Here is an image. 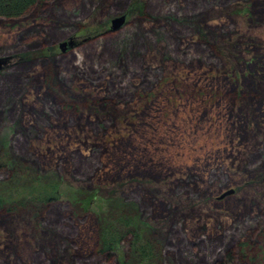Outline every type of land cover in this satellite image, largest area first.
I'll list each match as a JSON object with an SVG mask.
<instances>
[{"label":"rangeland","instance_id":"374dc122","mask_svg":"<svg viewBox=\"0 0 264 264\" xmlns=\"http://www.w3.org/2000/svg\"><path fill=\"white\" fill-rule=\"evenodd\" d=\"M121 1L47 0L23 17H0V57L14 56L0 70V79L10 77L13 83L0 100V157L6 167L0 172V201L17 209L0 211V264H32L38 253L44 263L54 264L51 253L63 255L49 244L58 240L59 228L47 222L45 202L34 189L51 182L59 187L58 210L75 230L68 253L81 259L96 254L109 227L123 238L116 264H200L204 255L208 261L209 252L226 246H209L197 258L201 250L195 243L215 241L222 231L250 222L248 255L235 264H252V258L264 264V228L256 229L264 217V163L253 175L243 170L264 147V97L255 108L245 98L264 95V76L258 90L250 87L257 58L264 63V21L252 18V9L264 0L212 4L204 14L186 9L189 0H165L155 9L167 10L154 17L151 11L141 14L140 7L155 0ZM123 14L126 23L112 35L111 21ZM138 30L147 43L135 47L141 56L124 76L116 70L119 41ZM159 30L171 36L176 54ZM73 36L79 44L63 52L59 44ZM200 42L216 59L193 56ZM45 47L53 54L44 57ZM165 51L173 59L162 58ZM26 58L31 62L19 66ZM72 63L70 81L61 84L60 71ZM146 65L155 69L153 75L132 77ZM125 78L131 95L120 101L110 91L114 80ZM148 78L152 81L144 84ZM109 95L116 108L110 102L108 109L103 106ZM243 104L249 135L234 139ZM89 158L96 159L94 169L80 175L75 162L85 166ZM228 189L234 192L219 198ZM180 253L188 260H179ZM59 263L70 264L67 252Z\"/></svg>","mask_w":264,"mask_h":264},{"label":"trees","instance_id":"16d2710c","mask_svg":"<svg viewBox=\"0 0 264 264\" xmlns=\"http://www.w3.org/2000/svg\"><path fill=\"white\" fill-rule=\"evenodd\" d=\"M44 1H47V0H0V17L6 18V19H15V18L23 17V16L29 14L33 9L38 7L39 4L41 5V2H44ZM155 1L156 2L153 4H152V2L147 3V4L144 2L142 4V7H140L141 9H143L141 14H146V13L149 14V12H147V11H151L150 16L154 17V16L159 15V12L167 10V9L161 10L159 8L155 9L156 5H159V7H162V5H164L166 3L165 0H155ZM229 1L230 0H189V1H186V3L189 4L188 7H186V9H188L190 11L200 9V11L204 14L207 11H211L210 9H211V7H213L212 4H215V5L216 4H226ZM122 3H125V0H122L121 4ZM256 3H257L256 7H253V9H252V18H254L256 20L258 19L259 21H264V6H262L258 2H256ZM87 5H90V0H87ZM148 7H149V10H148ZM237 12H239V10H237ZM197 17L198 16H196V18ZM191 21H194V20L191 19ZM170 27L172 28V25H170ZM177 28H179V32H183V31H181L182 30L181 28H183V27L178 26ZM121 29L111 31V32H113L112 35H115ZM38 30H40V29H38ZM173 30H174V28H173ZM44 31H45V29H42L39 33L43 34ZM140 31L141 30H138L136 32V34L135 33L129 34L128 32H126L127 34L125 33L123 39H120V41H119V42H122V46L118 52V56H117V67L118 68H116V70L124 71V76H128V74L130 73L129 69H128L129 63H131V61L133 59H138V57L141 56L140 51L135 48L138 45H140V43L143 40V39L141 40ZM185 31H186V29H185ZM30 33L31 34L36 33V31L32 30V31H30ZM107 33L109 34V32H107ZM158 34L160 35V39H163V43L166 42V44H169V47H168L169 51L173 54H176L177 53L176 45L173 44L175 42H169V40H170L169 38H171V36L168 33H165L164 30H162V31L159 30ZM45 35L48 38L53 37V33H50V32H45ZM144 36H145V34L142 35V37H144ZM202 36L207 37L206 34H202ZM90 40H91V38H90ZM112 40H114V39H112ZM203 41H205V40H203ZM113 42H115V41H113ZM144 43H147L145 41V39L143 40V45H145ZM33 45H31V46H33ZM151 45L152 44L149 41L148 46H151ZM164 45H165V43H164ZM193 47L194 46H192V48ZM208 47L209 46H207L206 43L200 42L195 47V49H196V50H194L195 55H193V56L199 55L200 58H202L204 60H208V59L212 60V58L216 59V57L214 55H210V51H209L210 48H208ZM108 49L110 51L115 50L114 48H111L110 45H109ZM153 49L155 51L159 52L157 48H153ZM132 51H134V52H132ZM192 53H193V49H192ZM196 53H199V54H196ZM48 54L51 55V54H53V52L50 51L47 47H45V53L43 56L44 57L49 56ZM161 54H162V58H166L167 56L168 57L170 56V58L173 59V56L170 55L169 52H167V51H165L164 54L162 52H160V55ZM158 55H159V53H158ZM158 55L156 54V57ZM63 58H64L63 61H65V59L67 57H63ZM219 59H220V57H219ZM30 60L31 59H29V58L23 59V62H21V64H19V66L20 65H23V66L28 65L29 62H31ZM59 60L57 61V63L59 62ZM257 60H259V61H257L258 65H256L257 73H255L254 77H250L252 80L250 82V87L253 89H256L258 87V84L260 82L259 80L264 76V63H260L261 59H259V58H257ZM143 61H144V58H143ZM250 61L252 62L253 60H250ZM15 67H17V66H15ZM15 67H13V68H15ZM59 67H61V65ZM59 67L57 66L58 71H59V69H58ZM68 67L69 68H64L65 70L60 71V74H62V72H63L61 84H64V85H65V83L67 84V82L70 81L71 77H70L69 69L71 70V68L74 67L73 63L70 64ZM86 67L84 69H81L80 67H77V68L79 70H81L82 72H86V71L88 72V70L91 68L87 69ZM94 67H95V71H97L98 65H94ZM75 68H76V66H75ZM154 70L155 69L151 68L150 65L149 66L146 65V66H141V67L136 68L135 71H133L131 74H132V77H134V78H136V76L140 77V75H141V78L143 77V79H144L146 72H151ZM95 71H92V72L95 73ZM14 72H17V71L14 70ZM112 73L114 74V76H116L115 71H112ZM13 74H14V76H11V77L16 76L15 73H13ZM151 74L153 75L154 73L151 72ZM11 79L12 78H10V77H8V79L6 77L0 79V100L5 99V97H4L5 94H3V93H7L9 91H12V85L11 84H13V83L10 84V82H9V80H11ZM148 79H146L144 81V84H149L150 81H152V78H148ZM123 80H126V81H123ZM123 80H119V79L114 80L112 82V86L114 88H112L110 91L111 94H114V98L117 97V99H119L120 101H123L124 97H126L128 94L131 95V92L129 91V87L132 86L131 81H127V78H125ZM6 81L9 82V84H6L7 83ZM3 84H5V85H3ZM167 84H170V81H167V82L165 81V85H167ZM1 86H3V87L1 88ZM167 87H169V85ZM258 88H257V90H258ZM16 91L18 92V89H16ZM198 94L202 96V92H199ZM151 96H152V94H151ZM246 97H248V99L252 102L251 105L254 106V108H255V107H257V105H260V103H261L260 100L262 97H264V95H260V93L257 92V93H250V95L245 96V98ZM114 98L112 97V95H109V97H107V98H103L102 99L103 106H106V108L108 109L107 106L109 105V102L112 104V106L116 105ZM113 107L116 108V106H113ZM244 108H247V106L245 104H243V109H242L241 115L238 116V122H237L236 126H234L235 127L234 128L235 131H233L234 139L236 138V139H242L243 140V139H245V136L247 133H248L247 137L249 135L248 127L246 124L247 112H245ZM257 114H259L258 110H257ZM261 149H262V147H261ZM19 150H21V148H19ZM79 162H80L79 159L77 162H75L76 163L75 171L82 172V173H80V175H83V174L86 175V173H88L92 169H94V165L96 164V159L89 158L88 160H84L85 163L91 162L85 166L79 164ZM259 162L264 163V147H263L261 153H258V151H257L253 155L250 156V159H248V161H247L248 165L246 163L243 164V166H244L243 170L246 171V173L248 175H253L256 172L254 170V169H256L255 167L259 166L258 165ZM249 167H250V169H249ZM5 169H6V167H5V163H4V158L0 157V172L4 171ZM85 171H86V173H85ZM220 172L224 175L226 171H225V169H218L217 173H220ZM191 174H193V173H191ZM9 177H11V175ZM34 189L37 190V192H40V194L37 193L36 198H40V199L43 198V200L45 202L46 210H48L47 214H46L47 215L46 216L47 222L50 225L59 228V229H57L59 231V233L57 234L58 240L55 242V240L53 239L54 241L52 240L53 242L51 241V243L49 242V244L54 245V250H56V247H57V251H55V252L63 253V255L57 256L56 254L51 253L52 256H51L49 262L52 261L54 264H60L59 262L62 261V259L66 257V252H67V254L70 258V264H116V262H114L115 256H116L115 254L118 252L119 244H120L121 240L123 239L120 236L119 231L111 230V228L106 227L105 232L103 231V235H100L99 247L97 249L96 254H94L90 258L81 259V257L79 258V256L74 254V253L70 254V253H68V248H69L70 243H72V236H73L75 230H74V227H72V226L70 227L71 224L66 223L67 218L65 216H63L62 213L58 210L59 209L57 207L59 204L58 201L61 200L59 197V195H60L59 187L56 185L55 182L54 183L51 182L50 184H48V185L45 184L43 186H40L37 183L34 185ZM39 190H43L44 192L39 191ZM0 199H2V198H0ZM37 200H39V199H37ZM4 205L5 204H3L2 201H0V206H1L0 211L2 213L11 214V213H15L17 211V209L15 207H7L6 208ZM47 206H49V207H47ZM256 225H257L256 229L258 228L259 230L260 229L262 230L264 228V217H263V220L258 219L256 221ZM250 229H251V223L250 222H247V223L241 222L238 226L233 227L231 230L229 229L228 231H222L219 234V237H217V239H214L215 241L207 242V240H204V243H202V242L195 243L196 245L194 247L199 248L201 250V252L199 251L198 255L195 257H197V258L200 257L203 250H204V252H206L207 248L209 246L210 247H213L215 245L217 246V244L219 242H221L222 245H225L226 247L224 249L220 250L219 253L217 251L214 255H213V252H209L211 259H209L208 261H206V259H205V257L207 258V256L204 255L205 257H202V262L200 264H235L237 262V257H245L246 258L247 257L246 255H248V250H249L248 245L250 243L249 238H252L251 234L249 233ZM127 234H130L134 237H137V234L132 230H129V232ZM243 237H246L248 239H246V238L243 239ZM64 243H65V246L62 247V245ZM234 243H236L235 247H234ZM181 248L182 247H180V250H181ZM237 248L240 249L239 252L237 251ZM235 249L237 252H235ZM40 256H42V254L38 253L37 254L38 258L34 259L32 264H48V263H44L43 259H41ZM182 257L186 258V260H188V258H189V256H187L186 253L183 254V256H181V253H180V255H178L179 260H182ZM260 260H261V256H260V258H258V262H260ZM254 261H255V259L252 258L251 259L252 264H254ZM20 264H24V263H20ZM118 264H121L120 261ZM255 264H257V262Z\"/></svg>","mask_w":264,"mask_h":264},{"label":"water","instance_id":"95a60500","mask_svg":"<svg viewBox=\"0 0 264 264\" xmlns=\"http://www.w3.org/2000/svg\"><path fill=\"white\" fill-rule=\"evenodd\" d=\"M127 21V14H123L121 16H117L115 17L111 23V29L112 30H117L119 29L121 26H123ZM80 40L78 37L73 36L70 37L64 41H62L59 46L60 49L63 52L68 51L69 49H72L73 47L77 46L79 44ZM14 58V56H4V57H0V70L3 69L4 67H7V65L9 64V62H11V60ZM234 191L233 189H228L224 192L221 193V195L219 196V198H224L227 195L232 194Z\"/></svg>","mask_w":264,"mask_h":264}]
</instances>
